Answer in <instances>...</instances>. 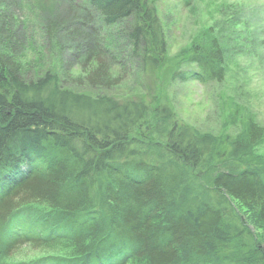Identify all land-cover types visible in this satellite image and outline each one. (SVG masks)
I'll return each mask as SVG.
<instances>
[{
    "label": "trees",
    "instance_id": "trees-1",
    "mask_svg": "<svg viewBox=\"0 0 264 264\" xmlns=\"http://www.w3.org/2000/svg\"><path fill=\"white\" fill-rule=\"evenodd\" d=\"M63 1L81 14L48 18L46 35L80 38L71 54L84 49L94 64L92 87L112 79L105 58L125 20L127 58L143 73L224 78L212 34L167 57L147 0ZM13 3L23 7L0 0V264H264V156L252 154L264 128L252 115L233 136L215 135L178 123L159 95H91L50 70L22 75L10 47L24 23L5 12ZM22 246L45 253L13 260Z\"/></svg>",
    "mask_w": 264,
    "mask_h": 264
},
{
    "label": "rangeland",
    "instance_id": "rangeland-1",
    "mask_svg": "<svg viewBox=\"0 0 264 264\" xmlns=\"http://www.w3.org/2000/svg\"><path fill=\"white\" fill-rule=\"evenodd\" d=\"M21 1L23 7L16 8L15 2L5 8V12L11 21L24 23V28L16 29L17 24L13 29L19 32L20 38L14 40V46L11 44L12 49L9 42L22 75L34 77L50 70L60 77L65 87L91 95L99 92L117 98L140 96L142 92L159 95L169 99L178 123L201 132L233 136L240 131L245 113L251 114L264 128V0H190L188 5L183 0H147L155 8L163 29L168 58L189 47L195 39L210 34L217 38L224 49L222 81L170 82L161 73H143L137 60L127 58L125 29L130 22L125 20L120 26L107 30L117 32L114 36L120 44L109 50L113 59L105 58L112 79L107 86L94 82L97 85L93 87L85 78L89 67L94 66L91 62L84 63L85 50L82 49L80 57L71 54L81 42L80 38L64 29L51 39L46 35L48 18H64L68 14L72 18L73 13L81 14L79 10L68 7L63 0ZM0 44L2 55L6 43L0 41ZM252 154L264 156V138ZM43 253V250L22 246L12 259L30 260Z\"/></svg>",
    "mask_w": 264,
    "mask_h": 264
}]
</instances>
